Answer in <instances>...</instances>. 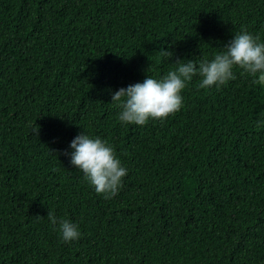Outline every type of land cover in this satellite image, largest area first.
<instances>
[{
  "label": "trees",
  "instance_id": "trees-1",
  "mask_svg": "<svg viewBox=\"0 0 264 264\" xmlns=\"http://www.w3.org/2000/svg\"><path fill=\"white\" fill-rule=\"evenodd\" d=\"M242 27L264 43V0H0V264H264V85L195 76L143 126L112 103ZM82 133L127 169L110 199L70 163Z\"/></svg>",
  "mask_w": 264,
  "mask_h": 264
},
{
  "label": "clouds",
  "instance_id": "clouds-1",
  "mask_svg": "<svg viewBox=\"0 0 264 264\" xmlns=\"http://www.w3.org/2000/svg\"><path fill=\"white\" fill-rule=\"evenodd\" d=\"M259 39L242 27L225 51L215 54L213 59L176 61V67L159 79L147 76L142 83L120 88L112 95V103L121 109L119 121L143 126L150 119L162 121L174 115L183 107L182 91L195 76L201 78V89L219 87L234 80L235 69H240L241 75L251 76L255 84L264 85V43ZM162 54L172 55L168 50ZM70 147L74 150L70 163L82 171L96 193L105 199L117 195L127 169L121 165L113 148L106 141L84 133L76 136ZM47 218L54 229L58 224L62 241L80 238L76 224L57 218L52 211L47 212Z\"/></svg>",
  "mask_w": 264,
  "mask_h": 264
}]
</instances>
